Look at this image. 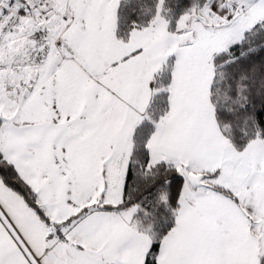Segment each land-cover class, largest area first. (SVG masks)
<instances>
[{
    "label": "snow or ice",
    "instance_id": "obj_1",
    "mask_svg": "<svg viewBox=\"0 0 264 264\" xmlns=\"http://www.w3.org/2000/svg\"><path fill=\"white\" fill-rule=\"evenodd\" d=\"M0 264H264V0H0Z\"/></svg>",
    "mask_w": 264,
    "mask_h": 264
}]
</instances>
